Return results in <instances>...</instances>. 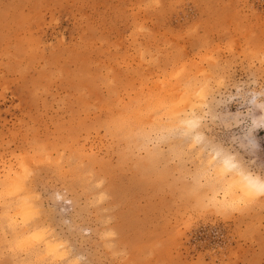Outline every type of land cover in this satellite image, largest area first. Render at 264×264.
<instances>
[{
  "label": "rangeland",
  "instance_id": "obj_1",
  "mask_svg": "<svg viewBox=\"0 0 264 264\" xmlns=\"http://www.w3.org/2000/svg\"><path fill=\"white\" fill-rule=\"evenodd\" d=\"M253 80L264 0H0V264H264V197L205 211L186 195L200 161L166 123L170 104L185 116L235 93V111ZM9 166L33 206L20 227L39 223L63 258L14 238Z\"/></svg>",
  "mask_w": 264,
  "mask_h": 264
},
{
  "label": "clouds",
  "instance_id": "obj_2",
  "mask_svg": "<svg viewBox=\"0 0 264 264\" xmlns=\"http://www.w3.org/2000/svg\"><path fill=\"white\" fill-rule=\"evenodd\" d=\"M223 84V79H219L215 86L198 85L196 94L206 101ZM252 84L237 110L229 108L240 99L234 93L215 109L202 103L199 107L207 111L182 116L169 129V138L188 141L184 151L200 161L186 195L205 211L239 212L264 197V175L253 167L258 162L260 148L256 133L264 129V87H259L255 80ZM225 103L227 107L221 111ZM212 127L229 133L226 140L209 136ZM34 239L39 241L42 237L37 234Z\"/></svg>",
  "mask_w": 264,
  "mask_h": 264
},
{
  "label": "bare ground",
  "instance_id": "obj_3",
  "mask_svg": "<svg viewBox=\"0 0 264 264\" xmlns=\"http://www.w3.org/2000/svg\"><path fill=\"white\" fill-rule=\"evenodd\" d=\"M186 90V89H185ZM184 90V91H185ZM192 90V89H191ZM186 91L187 93H183V94H195V92L192 91ZM174 100V99H173ZM171 101V100H169ZM176 101V100H175ZM187 101V100H186ZM173 102V101H172ZM192 101H190L191 103ZM167 105V104H165ZM168 107H170V115L166 118V123L170 126H173V124H176L179 122L180 118L182 117V114L176 110L177 108L174 106H171L168 105ZM176 108V109H175ZM168 109V108H167ZM197 109V108H196ZM167 111V110H166ZM191 112H194L195 111V107H194V104H191ZM190 112V113H191ZM167 113V112H166ZM168 113V114H169ZM189 114V113H188ZM187 113L185 115H188ZM139 118V117H138ZM161 120V119H160ZM152 123V122H151ZM160 123V121H159ZM158 123V124H159ZM164 125V124H163ZM168 126V127H169ZM165 127H166V124H165ZM9 170L7 171V175H6V186H9V189H6V190H9L10 194H15L17 191L18 193H21V196L19 197L18 195H16L17 200L16 203L18 204L16 206V204L14 205V209L11 211V214L9 216V222H10V225L13 227L14 229V238H16L17 240H19L20 237H30V240L29 241V238L27 237V239L25 241H23L21 238L20 240L23 241L24 244H21V246H23L24 248L25 247H28L29 248V251H31L32 253L30 254H33L36 259L40 260V261H46L49 260L50 258H59L64 254V251L65 249H62L60 248L59 249V246H57L58 244L55 243L56 240L53 239V237H50L49 235L47 236L45 231H42L39 232V230L37 229L38 228V224L37 223H29L27 225H24L25 227H20V222H19V216H24L25 213L28 212V210L30 208H32L33 206H31V199H30V196H29V192H27V188L24 186V183L20 180H22L20 177H18V171H17V168H13L11 166H9ZM22 167V166H21ZM22 169V168H21ZM25 169V168H24ZM20 170V169H19ZM25 171V170H24ZM21 173V172H19ZM26 184V183H25ZM7 188V187H6ZM15 192V193H14ZM7 196V195H6ZM16 206V207H15ZM37 207V206H36ZM34 209V208H33ZM26 215V214H25ZM35 218V217H34ZM25 220H23V223H24ZM22 223V222H21ZM25 223H28V221ZM41 228V227H40ZM38 231H37V230ZM48 233V231H47ZM39 234L42 239H40L39 241L35 240L34 237ZM30 235V236H29ZM32 237V238H31ZM15 239V240H16ZM14 240V241H15ZM16 240V241H17ZM19 240V241H20ZM21 243V241H20ZM25 245V246H24ZM19 246V245H18ZM62 249V250H61ZM64 250V251H63ZM63 258V257H61ZM67 259V258H66ZM53 260V259H51ZM50 261V260H49Z\"/></svg>",
  "mask_w": 264,
  "mask_h": 264
}]
</instances>
